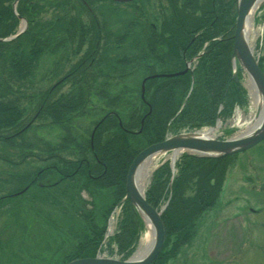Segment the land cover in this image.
<instances>
[{
    "label": "trees",
    "instance_id": "16d2710c",
    "mask_svg": "<svg viewBox=\"0 0 264 264\" xmlns=\"http://www.w3.org/2000/svg\"><path fill=\"white\" fill-rule=\"evenodd\" d=\"M104 1L117 4L112 0H19L16 14L15 0H0V39L17 32L18 17L25 18L28 24L16 39L0 41V143L20 150L19 159L9 163L17 169L27 167L0 179V207L14 196L21 197L20 204L12 203L22 229L16 237L19 243H15L21 247L31 237L24 225L33 226L36 216L45 224L38 223L41 230H50L47 233L54 239L61 238L53 240L52 246L47 244L52 247L46 258L50 264L96 255L107 217L125 196L128 169L139 152L161 142L167 132L213 126L218 118L231 115L235 104L244 103L245 92L232 77L236 0H182L181 6L180 1L167 0L168 13L163 10L152 15L158 24L150 15L129 20L127 29L116 36L124 42H113L114 33L106 30V43L98 59L95 54L100 26L90 5ZM85 11L96 27L95 37L89 38L84 28ZM86 43H91L88 56L71 65V72L43 92L36 114L22 124L26 113L24 96L14 87L33 81L46 56L64 61L73 50L79 54ZM201 52L193 72L149 79L143 101L140 86L146 76L181 72L187 61ZM62 65H55L56 76ZM260 66L263 70L261 63ZM64 83H71L68 92L54 98ZM88 111L100 117L90 135L85 136L71 123ZM36 119L50 120L51 125L62 130L59 141L26 138L28 130L42 126L33 124ZM8 130L14 133H3ZM232 157L184 154L175 164L172 186L169 161L154 171L145 192L146 201L156 209L169 202L161 215L164 246L151 264H167L181 246L188 244L198 220L218 203ZM83 195L100 197L95 205L100 213L86 211ZM143 229L142 219L127 200L114 237L125 258L133 252Z\"/></svg>",
    "mask_w": 264,
    "mask_h": 264
},
{
    "label": "rangeland",
    "instance_id": "374dc122",
    "mask_svg": "<svg viewBox=\"0 0 264 264\" xmlns=\"http://www.w3.org/2000/svg\"><path fill=\"white\" fill-rule=\"evenodd\" d=\"M133 1H114L117 2V4H113L109 1H104L90 5L100 26V43L99 48H97V53L95 54L98 59L101 56V48L106 43V32L110 31L111 33H114L112 36L113 42L121 40L122 42H124L123 39H120L118 38L119 36H116L118 34L120 35V33L124 32V30L127 29V27L125 26H129V24H127L129 23V20H133L134 18V20H142L146 16L150 15V18L155 22L156 20L152 16L153 14L159 13L163 10L165 11V13H168L167 8H169V3L167 0H144L142 3L137 4L132 3ZM177 1H180L179 6H181L182 0ZM236 3L237 0L235 1V9ZM82 18L86 23V26L84 28L88 32V37H95L96 27L93 24L89 12L85 11L84 15H82ZM248 42L255 58L258 61V65L261 70L262 68L260 66V63L263 66L262 72L264 73V3L258 9H256L252 15V18L250 20V26L248 28ZM90 44L91 43H86L83 46L81 52H79V54L77 53L75 55L73 50L71 56H69V58L65 59L64 61L63 59L61 60L56 56H46L43 61H40L39 64L42 66L35 74L33 81L30 80L25 84L21 83V85L14 87L15 90H18L24 96L22 99V104L25 108L26 113L22 119V124H26L36 114L37 103L41 95H43V92L47 91L48 88H50L52 85L57 84L61 78L68 74L69 71L71 72V69L73 67H70L71 65H75V63L77 64L78 61L84 60L86 56H88L91 48L89 46ZM1 49L3 50V48ZM57 64H63L61 71H59L58 73V76H56L54 73V71L57 69L55 66ZM236 68L238 69V81L235 82V80H233L235 83H238L239 86L242 88V91L245 92L244 102L246 107H242V105L236 107L234 106L232 109L234 115H228L225 118H218L216 120V123L214 124V126L216 125L218 127H216L211 134L214 137L229 139L244 135L246 132H248V130L251 131L250 129L252 128V126H256V123L259 121V118H257L258 106L256 105L257 91L256 89H254V83L250 76L243 69H241L239 65L236 64ZM51 70L53 71L52 75L48 74V71ZM233 70L234 68L232 63V77ZM187 72L188 68L186 66V69L181 72L171 74H155L152 76H146L144 79H146L147 77L155 78L160 76H179ZM99 80L101 79L99 78ZM148 80H146V82ZM112 81L115 84L117 83L116 81H114V79ZM129 82L131 83V81ZM70 84L71 83L62 84V86H60V88L56 91L53 97L58 98L59 95L66 94L70 88ZM135 84H137V82ZM110 92L113 93V91ZM135 97H139V92L135 94ZM142 99L143 101L145 100V91L144 97H142ZM104 109L106 110L107 108L105 107ZM149 114L150 111L147 112L146 116L142 119L143 122ZM99 117L100 115H98L97 113L96 115H93L92 112L88 111L84 113V115L80 118L75 119L74 123L71 124L76 125L77 129L75 131L84 134L85 136H89L90 132L94 127V122ZM33 124H35L37 127L39 125L42 126L36 129L33 128L28 130L25 137L31 141H34V138L41 137L44 140L57 142L59 141V137L63 134L62 130H60L57 126L51 125L52 123H50V120L36 119ZM141 129L134 132L139 133L141 132ZM14 131L16 130L14 129ZM14 131L8 130L6 132L3 131V133L9 135L14 133ZM197 132H200V130ZM28 139H26V142L29 143ZM18 153H20V150L15 146H3L0 143V156H2L0 157L1 180L5 179L11 173L17 174L18 172H21L23 169L27 168L25 165H23L17 169L16 166L14 167L11 163H9H15V161L19 159ZM229 156L234 157H232L231 159V165L228 168L225 177L226 180L223 183L218 203L213 209L205 212L201 216V218L197 222V229L194 236H192L188 244L181 246L177 255L173 259L169 260L167 264H264V139L248 150ZM6 158L7 160L11 161H7ZM165 159H171V154H160L153 157L152 159H150V164L147 166V168L142 171V176L144 178L143 188L145 191L153 177V170ZM30 160L31 159H29V161ZM31 163L34 165L33 160H31ZM172 181L173 178H171L170 180V185L172 184ZM18 194L21 193H17L15 195ZM15 197L16 196L10 198L11 201L9 203H4L0 207V264H5L4 262H7V264H50L46 261V258L49 256V253L52 250V247H50L52 246V241H59L61 238L54 239L52 238L51 233L49 234L50 236L47 233L50 230L46 231L44 228L43 230H41V226L43 225L45 227V224H42L41 218L34 215L36 216L34 217L35 219L32 221L34 225L32 226L30 223L24 225V227H26V229L28 230L27 233L31 237L25 239L24 246L22 247L21 245L15 243L18 242V239L16 237H19L22 231L19 222L16 218V210H13L12 206V203L15 204L18 202L17 204H20L21 197ZM83 197L87 202L85 206L86 211H95L97 213H100L99 207L95 206L97 203L100 202V197L96 199L88 195H83ZM122 200L115 204L111 209L110 213L112 212V210H114L120 205V202L122 203V210L118 213L119 215L117 216L115 214V217H117L116 219H111V217L108 218L109 216H111V214L109 213L106 220L104 232H106V229H109L110 227L112 228L113 225L120 228L123 217V207L125 202L127 201L126 200L122 202ZM168 202L169 200L162 204L159 209H156L153 206L152 207L157 211H160L164 208V211L168 205ZM9 207H11L10 211H8ZM11 212L14 214H12ZM38 223H41L42 225L40 226ZM149 233L150 229L145 225V228L144 230H142L140 238L137 244L135 245L133 252L126 259L132 256H136L138 251L142 248V240L144 239L145 235ZM13 237L15 238L13 239ZM71 238L73 237H70L69 239ZM9 241L10 249L8 248ZM164 242L165 230L163 246ZM47 244L50 246H48ZM101 247L103 248V250L110 249L111 243L106 241L104 246ZM11 249H13V253ZM112 249H116V245L113 244ZM112 254L113 253H111V255ZM56 262L57 261L54 260L52 264H56Z\"/></svg>",
    "mask_w": 264,
    "mask_h": 264
},
{
    "label": "water",
    "instance_id": "95a60500",
    "mask_svg": "<svg viewBox=\"0 0 264 264\" xmlns=\"http://www.w3.org/2000/svg\"><path fill=\"white\" fill-rule=\"evenodd\" d=\"M117 2H130L133 0H113ZM19 0H15L13 9ZM264 0H237V20L234 34V45L232 53L233 79L238 81L236 64L240 66L252 79L260 103L257 108V118L259 121L244 135L225 140L204 136L202 133L191 132L181 133L166 137L163 141L152 144L143 149L132 161L126 180V194L122 202L129 200L135 208L144 225L150 226L153 235V242L145 255L136 259L134 256L126 260L114 258H103L99 255L95 257L81 258L66 264H151L160 253L164 241V227L161 220L162 210L157 211L148 204L145 198L144 188L137 186L141 167L146 161L160 154H171V168L174 170L175 159L179 154L186 153L204 158H222L225 156L240 153L255 146L264 139V73L259 68L258 61L248 42V28L253 13L258 9ZM18 16V15H17ZM20 18V17H18ZM22 19V18H20ZM27 22L22 19L19 31L8 38L0 41H10L20 36L26 29ZM151 77L143 80L141 89L144 97L145 82ZM143 122V120H142Z\"/></svg>",
    "mask_w": 264,
    "mask_h": 264
},
{
    "label": "bare ground",
    "instance_id": "6f19581e",
    "mask_svg": "<svg viewBox=\"0 0 264 264\" xmlns=\"http://www.w3.org/2000/svg\"><path fill=\"white\" fill-rule=\"evenodd\" d=\"M254 89H255V87H254ZM256 96H257V102H256V105L259 106L258 103L260 102V97H259L258 94H257ZM260 104H261V103H260ZM253 126H254V125H253ZM253 126H252V127H253ZM213 131H214V129H208V130L202 132V134H203L204 136H211V134H212ZM149 164H150V163H149L148 161H146V162L142 165V167H141L142 169H141V170H142V171L145 170ZM142 171L140 172L139 180L137 181V186H138L139 188H143V184H144V178H143V176H142V174H143ZM148 228L150 229V226H149ZM152 242H153V235H152V231H151V229H150V233L147 234V235H145L144 239L142 240V243H141V247H142V248L138 251V253L136 254L135 258L138 259V258L142 257L143 255H145L146 252L149 250V248H150Z\"/></svg>",
    "mask_w": 264,
    "mask_h": 264
}]
</instances>
